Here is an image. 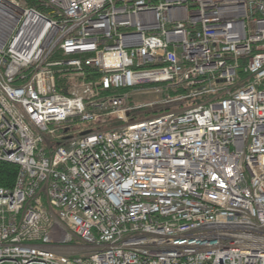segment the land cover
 <instances>
[{"label": "built area", "instance_id": "1", "mask_svg": "<svg viewBox=\"0 0 264 264\" xmlns=\"http://www.w3.org/2000/svg\"><path fill=\"white\" fill-rule=\"evenodd\" d=\"M0 162V264H264V0H0Z\"/></svg>", "mask_w": 264, "mask_h": 264}, {"label": "trees", "instance_id": "2", "mask_svg": "<svg viewBox=\"0 0 264 264\" xmlns=\"http://www.w3.org/2000/svg\"><path fill=\"white\" fill-rule=\"evenodd\" d=\"M160 110L152 112L144 111L141 117H146L151 114H157ZM135 118V117H133ZM18 173V167L13 164L0 162V188L10 189L12 188L14 181Z\"/></svg>", "mask_w": 264, "mask_h": 264}, {"label": "rangeland", "instance_id": "3", "mask_svg": "<svg viewBox=\"0 0 264 264\" xmlns=\"http://www.w3.org/2000/svg\"><path fill=\"white\" fill-rule=\"evenodd\" d=\"M152 100H153V96L148 95L147 97H143V98H132L131 99V103L133 105H135V104H141V103H150ZM165 109L166 108H163V107H160V106H155V108H151V110L149 112H152V111H155V110L156 111L157 110L163 111ZM167 109H168V107H167ZM143 113H144V111L143 112H139V113H135V114H138L137 115L138 118H143V117H141ZM92 128H95V126L88 125V124L76 125L75 128H74V130H73V132L79 133V132H81L83 130L92 129ZM76 245L82 246L84 244L76 243Z\"/></svg>", "mask_w": 264, "mask_h": 264}]
</instances>
